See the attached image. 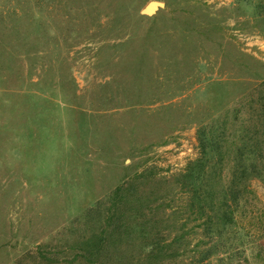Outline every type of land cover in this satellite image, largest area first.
<instances>
[{
    "label": "rangeland",
    "instance_id": "1",
    "mask_svg": "<svg viewBox=\"0 0 264 264\" xmlns=\"http://www.w3.org/2000/svg\"><path fill=\"white\" fill-rule=\"evenodd\" d=\"M263 95L264 0H0V264H264V180L219 192Z\"/></svg>",
    "mask_w": 264,
    "mask_h": 264
},
{
    "label": "trees",
    "instance_id": "2",
    "mask_svg": "<svg viewBox=\"0 0 264 264\" xmlns=\"http://www.w3.org/2000/svg\"><path fill=\"white\" fill-rule=\"evenodd\" d=\"M261 98L264 100V95ZM262 103L264 104V102ZM262 112L264 114V109ZM208 132L210 135H202L203 140L200 146V157L189 163L185 172L181 175L183 180L187 181V185L193 188L191 189L194 194L193 197L197 200L203 196V191L208 186V180L211 175L215 174L213 173V171H215L213 167L221 164V162L223 163L226 157L224 145L222 144V140L218 137L220 135L217 134L219 133V127L214 130L211 128V131ZM239 132V141L236 143L233 157L235 169H233V174L229 183L223 184L224 181L221 180L223 179L221 175L222 167L220 166L218 168L223 188L220 189L221 191L219 192H222V196L226 199L224 205L225 207L227 206V208H230L234 202L240 201L241 197L244 196L245 185L247 184L246 179L256 176L264 180V158L261 149L263 140L261 139L262 137H260V131L257 130L256 133H252L251 130L246 131V129H241ZM241 184H243V187ZM211 194L214 195L215 192L212 191ZM197 208L200 212H203V206L201 204L198 205ZM228 214V216L231 217L233 211ZM225 224L227 225V222H225Z\"/></svg>",
    "mask_w": 264,
    "mask_h": 264
},
{
    "label": "water",
    "instance_id": "3",
    "mask_svg": "<svg viewBox=\"0 0 264 264\" xmlns=\"http://www.w3.org/2000/svg\"><path fill=\"white\" fill-rule=\"evenodd\" d=\"M165 4L163 2L160 1H151L149 2L144 9L142 10L143 14L146 15H153L157 12V10H159L161 7H164Z\"/></svg>",
    "mask_w": 264,
    "mask_h": 264
}]
</instances>
